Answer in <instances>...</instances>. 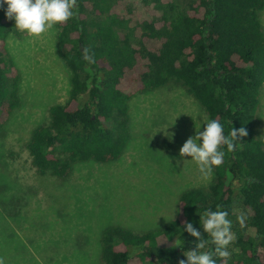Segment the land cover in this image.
I'll return each instance as SVG.
<instances>
[{
    "label": "trees",
    "instance_id": "1",
    "mask_svg": "<svg viewBox=\"0 0 264 264\" xmlns=\"http://www.w3.org/2000/svg\"><path fill=\"white\" fill-rule=\"evenodd\" d=\"M5 7L0 4V128L19 104V75L5 46L15 27ZM263 11L264 0H76V14L54 25L68 90L24 143L36 175L62 181L77 162L118 159L130 138L129 99L170 82L225 134L231 127L247 130L233 151L225 149L208 185L180 192L173 221L140 232L103 228L98 264H178L195 247L184 222L200 230L199 214L217 204L235 235L229 257H214L217 264H264V139L255 121L264 79ZM19 193L0 195V222L19 214ZM240 213L244 228L236 222ZM209 249L205 244L202 251Z\"/></svg>",
    "mask_w": 264,
    "mask_h": 264
},
{
    "label": "rangeland",
    "instance_id": "2",
    "mask_svg": "<svg viewBox=\"0 0 264 264\" xmlns=\"http://www.w3.org/2000/svg\"><path fill=\"white\" fill-rule=\"evenodd\" d=\"M260 20L264 29V11ZM5 46L19 75V104L0 128V195L21 192L23 198L19 214L0 222V264H98L103 228H156L176 214L182 190L212 180L213 172L203 179L179 153L207 117L173 82L129 99L130 138L118 159L77 162L62 181L36 175L24 143L48 107L67 96L68 74L54 27L38 36L15 29ZM256 109L264 139V79Z\"/></svg>",
    "mask_w": 264,
    "mask_h": 264
},
{
    "label": "clouds",
    "instance_id": "3",
    "mask_svg": "<svg viewBox=\"0 0 264 264\" xmlns=\"http://www.w3.org/2000/svg\"><path fill=\"white\" fill-rule=\"evenodd\" d=\"M0 4L6 5L4 17L14 21L17 31L33 36L52 29L54 25L63 23L76 14V0H0ZM246 135L244 127H231L225 134L223 125L218 120L209 119L204 122L203 130H197L194 136L185 140L179 153L181 157H190L201 177L207 180L212 175L213 168L222 164L225 149L233 151L239 142L238 138ZM227 217L228 212L217 204L214 210L205 209L199 214L200 230L193 226L191 220L185 221L183 231L194 238L192 243L195 247L183 251L185 259L179 260L178 264H217L214 257L228 258V245L235 239V235L232 232L233 222ZM236 222L244 228L246 215H237ZM205 236L209 239H204ZM174 242L175 246L182 245L179 240ZM205 244H209L210 249L202 251Z\"/></svg>",
    "mask_w": 264,
    "mask_h": 264
}]
</instances>
